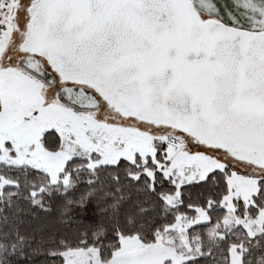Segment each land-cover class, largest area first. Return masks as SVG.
Wrapping results in <instances>:
<instances>
[{
    "label": "snow or ice",
    "instance_id": "obj_1",
    "mask_svg": "<svg viewBox=\"0 0 264 264\" xmlns=\"http://www.w3.org/2000/svg\"><path fill=\"white\" fill-rule=\"evenodd\" d=\"M0 264H264V0H0Z\"/></svg>",
    "mask_w": 264,
    "mask_h": 264
}]
</instances>
